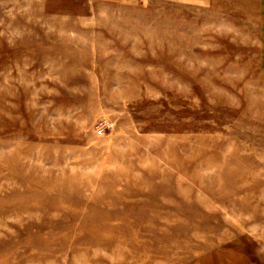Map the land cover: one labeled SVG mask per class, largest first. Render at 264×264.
Returning a JSON list of instances; mask_svg holds the SVG:
<instances>
[{"label":"rangeland","instance_id":"obj_1","mask_svg":"<svg viewBox=\"0 0 264 264\" xmlns=\"http://www.w3.org/2000/svg\"><path fill=\"white\" fill-rule=\"evenodd\" d=\"M264 264V0H0V264Z\"/></svg>","mask_w":264,"mask_h":264},{"label":"crops","instance_id":"obj_2","mask_svg":"<svg viewBox=\"0 0 264 264\" xmlns=\"http://www.w3.org/2000/svg\"><path fill=\"white\" fill-rule=\"evenodd\" d=\"M206 264H207V263H206ZM216 264H218V263H216ZM223 264H230V263H226V262H225V263H223ZM233 264H236V263H233ZM237 264H239V263H237Z\"/></svg>","mask_w":264,"mask_h":264}]
</instances>
